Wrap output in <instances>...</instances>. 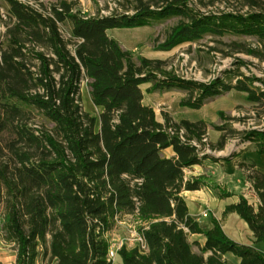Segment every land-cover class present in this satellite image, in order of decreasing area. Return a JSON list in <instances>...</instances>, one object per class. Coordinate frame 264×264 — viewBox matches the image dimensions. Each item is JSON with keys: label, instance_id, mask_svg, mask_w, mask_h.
Here are the masks:
<instances>
[{"label": "trees", "instance_id": "16d2710c", "mask_svg": "<svg viewBox=\"0 0 264 264\" xmlns=\"http://www.w3.org/2000/svg\"><path fill=\"white\" fill-rule=\"evenodd\" d=\"M134 2V14L87 17L78 9L79 0H57L50 6L41 2L40 8L7 0L8 21L0 17L6 28L4 40L0 37V211L4 238L17 248L14 264H36L40 255L57 264H116L109 259L110 234L128 216L136 218L147 250L124 245L119 250L122 264H229L227 255L239 264H264L261 252L232 239L223 226L237 213L254 241H264V173L254 162L238 161L258 201L240 194L221 220L212 215L211 227L204 228L191 215L183 192L208 186V177L187 179L186 170L223 160L208 150H225L228 132L215 126L222 133L213 142L205 121H176L167 113L160 122L155 108L145 103L143 90L146 84H151L148 93L177 84L190 92L181 105L200 109L204 97L239 86L181 79L166 70L165 61L135 57L109 35L112 29L179 15L189 22L174 29L169 46L208 30L264 41V9L211 18L196 15L189 0ZM249 4L259 6L254 0ZM67 22L74 42L63 36L61 25ZM240 52L261 57L258 49ZM86 79L94 105L103 108L99 118L82 106ZM195 90L202 93L200 99ZM260 90L259 95L249 88V100H261ZM221 118L238 120L223 112ZM241 134L243 142L255 143L256 152L264 154V130ZM169 147L176 156H165ZM218 189L221 199L238 195ZM190 235L205 236L206 259L193 251Z\"/></svg>", "mask_w": 264, "mask_h": 264}, {"label": "rangeland", "instance_id": "374dc122", "mask_svg": "<svg viewBox=\"0 0 264 264\" xmlns=\"http://www.w3.org/2000/svg\"><path fill=\"white\" fill-rule=\"evenodd\" d=\"M19 1L40 8L41 2L50 6L57 0ZM79 1L78 9L87 17L134 14L136 6L134 0ZM249 1L251 0H189V5L199 17L210 16L211 18H220L228 14L246 15L264 9V0H254L259 5L254 8L250 6ZM0 17L8 21L7 0H0ZM188 22L189 20L185 17L175 15L154 19L150 25L146 26L112 29L109 31V35L119 41L124 49L131 51L135 57L144 56L165 61L166 70L181 79L208 85L217 80H222L229 85L239 86L238 89H233L220 96L204 97L206 104L200 109L181 105L184 98L190 97V92L177 84L168 83L163 89L160 88L154 93L147 92V88L151 84L143 86L145 103L156 108L160 117L163 116L164 118V114L168 113L178 121L183 119L193 122L205 121L210 126L209 137L213 142H218L222 133L215 126L225 128L229 135L226 150L224 152L208 150L210 155L224 160L231 156L229 154L230 149L235 151L240 149L243 144L248 143L242 141V132L264 130V96L261 95V100L254 102L249 100V93L247 92L249 88L255 89L259 95L261 94L260 89L264 91V41L258 36L230 30H208L191 41L185 40L174 46H169L174 29ZM61 30L66 39L75 41L72 39L70 23L62 24ZM5 32L4 23L0 20V37L3 40ZM242 48L258 49L261 57L240 52ZM70 49L74 51V43L70 45ZM159 77L162 80L161 76ZM253 77L262 79L263 82L255 81L252 83L248 80ZM194 96L200 99L202 93L195 90ZM82 106L87 112L99 118L101 110L94 105L91 99L87 79L82 84ZM222 112L225 113V116H233L238 120L221 118ZM38 120L44 121L41 118ZM99 129L100 120L97 124V130ZM205 162L213 163L211 160ZM239 175L243 176L242 172H239ZM209 182H212L217 189L218 186L215 182ZM228 186L226 185V187ZM229 187L233 188L232 183ZM215 191L219 193L218 190ZM211 216L208 217L210 223ZM4 224L3 214L0 211V261L4 264H14L17 258V248L14 243L5 240ZM206 226V224L203 225L204 228ZM137 227L138 222L135 217L123 218L110 234L112 243L116 246L127 245L130 249L136 247ZM189 241L195 253L205 259L209 256V253L203 252L204 235H190ZM238 261V258L233 256L229 264H237ZM36 264H57V262H49L40 255ZM116 264H122L120 257H118Z\"/></svg>", "mask_w": 264, "mask_h": 264}, {"label": "crops", "instance_id": "0c3cea01", "mask_svg": "<svg viewBox=\"0 0 264 264\" xmlns=\"http://www.w3.org/2000/svg\"><path fill=\"white\" fill-rule=\"evenodd\" d=\"M98 108H100V112L103 111L102 107ZM157 119L160 122H164L163 116L160 117L158 113ZM225 150L220 152H224ZM256 150L257 145L253 142H248L243 144V146L238 150L231 151L230 149V155L238 153V156L231 161L221 160L220 162L213 163L205 162L203 165H195L186 170L187 179H193L203 175L208 177L206 180L208 186H204L199 190L183 192V196L188 203L191 215L196 218L202 226L206 224V229L211 227L208 217L214 215L216 218L221 220L226 207L230 204L238 202L240 194H245L246 197L251 198L254 201H258L255 192L251 189V184L248 181L245 183L243 177L239 175L240 171L237 166L238 161L254 162L256 169L264 173V154L260 155L256 152ZM164 154L167 157L176 156V152L173 147L167 148L164 151ZM209 181H213L217 184V186L221 187H226V185L230 186L232 183L233 188L229 186L226 188L230 191H235L238 195L231 198L221 199L218 187L215 189L213 183ZM214 189L218 190L219 193H217ZM205 212H208L209 215L202 217ZM223 226L226 233L232 239L243 244L252 245L264 255V241H254L253 232L249 228L247 222L243 220L239 214L231 213L223 222ZM226 258L230 261L233 256L227 255ZM237 264H239V261Z\"/></svg>", "mask_w": 264, "mask_h": 264}, {"label": "built area", "instance_id": "2783aa9c", "mask_svg": "<svg viewBox=\"0 0 264 264\" xmlns=\"http://www.w3.org/2000/svg\"><path fill=\"white\" fill-rule=\"evenodd\" d=\"M203 216H208V212H205L203 214ZM137 245L136 247H138L140 250H147V245L145 243L144 238L141 236V234H139V232L137 231ZM124 245L121 246H116L112 243L111 241V246L109 249V259L111 261H113L114 263H116L118 257H119V250L123 247ZM127 246V245H126ZM128 247V246H127Z\"/></svg>", "mask_w": 264, "mask_h": 264}]
</instances>
